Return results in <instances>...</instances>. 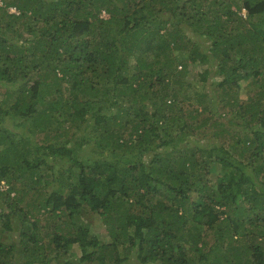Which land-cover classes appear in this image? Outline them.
Listing matches in <instances>:
<instances>
[{"label": "trees", "instance_id": "obj_1", "mask_svg": "<svg viewBox=\"0 0 264 264\" xmlns=\"http://www.w3.org/2000/svg\"><path fill=\"white\" fill-rule=\"evenodd\" d=\"M0 1V264H264V0Z\"/></svg>", "mask_w": 264, "mask_h": 264}, {"label": "rangeland", "instance_id": "obj_2", "mask_svg": "<svg viewBox=\"0 0 264 264\" xmlns=\"http://www.w3.org/2000/svg\"><path fill=\"white\" fill-rule=\"evenodd\" d=\"M0 5H1V1H0ZM12 10V9H11ZM104 15H106L105 13H104ZM186 63H187V68H188V70L190 71V75H197V72H200V71H202V69H201V66L200 65H194L193 63H191L190 61H186ZM211 75V74H210ZM198 83H200L199 81L196 83V84H198ZM5 123H6V121H5ZM11 124V123H10ZM9 124V125H10ZM149 155H146L145 157H148ZM94 218V217H93ZM18 223H19V220L17 219V225H16V229H17V227H18ZM4 236L6 237V238H9V239H13L14 241H16V239H17V231L16 230H14V231H9L7 234H4ZM128 264H133V262H135V259L132 257V258H130L128 261ZM53 264H57V263H53Z\"/></svg>", "mask_w": 264, "mask_h": 264}, {"label": "built area", "instance_id": "obj_3", "mask_svg": "<svg viewBox=\"0 0 264 264\" xmlns=\"http://www.w3.org/2000/svg\"><path fill=\"white\" fill-rule=\"evenodd\" d=\"M4 187H5V185H4Z\"/></svg>", "mask_w": 264, "mask_h": 264}]
</instances>
